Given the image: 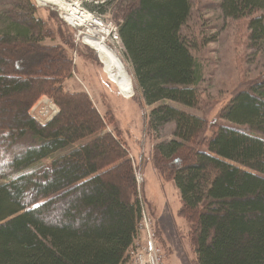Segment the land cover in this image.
<instances>
[{
    "label": "trees",
    "instance_id": "1",
    "mask_svg": "<svg viewBox=\"0 0 264 264\" xmlns=\"http://www.w3.org/2000/svg\"><path fill=\"white\" fill-rule=\"evenodd\" d=\"M90 1L84 6L93 14L106 13L112 4ZM118 2L131 5L118 39L135 91L151 107L149 128L174 125L173 139L156 143L152 153L165 160L182 150L192 154L189 164L167 171V182L179 193L178 216L194 223L196 264H264V80L238 90L220 113L223 124L201 138L202 118L166 104L188 109L198 104L201 67L180 35L190 0ZM219 7L226 18L247 19L250 49L264 54V0H221ZM1 11L0 264H120L139 219L126 145L117 134L104 132L84 92L67 93L60 86L70 58L63 57L65 67L45 74L39 86L30 80L41 64L31 62L29 54L55 51L42 45L46 24L32 1L6 0ZM43 95L58 111L41 125L29 110ZM14 96L23 103L6 132L1 102ZM80 106L90 117L66 123L69 110ZM108 153L113 161L106 163ZM47 158H52L49 166L32 169ZM118 170L132 177L124 191L106 179Z\"/></svg>",
    "mask_w": 264,
    "mask_h": 264
},
{
    "label": "rangeland",
    "instance_id": "2",
    "mask_svg": "<svg viewBox=\"0 0 264 264\" xmlns=\"http://www.w3.org/2000/svg\"><path fill=\"white\" fill-rule=\"evenodd\" d=\"M31 1L37 10V17L46 24L47 37L43 40L42 45L55 51L42 55L29 54L31 62L43 65L37 67L39 72L32 71L30 80L34 85L39 86L40 81L44 80L45 74L59 72L65 67V62L60 65H54V62H59V58L63 61V57L71 59L70 71L60 74L63 79L60 86L67 93L84 92L103 120L104 132L117 134L126 145L125 148L129 152L128 158L131 155L133 166L138 172V184L142 189V198L146 201L147 209L158 224L155 233L160 241V250L163 249L166 253L165 264H196L190 235L193 233L194 223H188L181 218L182 215L179 217L177 212L175 213L180 202L171 185L165 183L170 180V172L189 164L192 154L189 150H182L170 160L159 159L158 156L153 155V146L156 143L173 139L174 125L168 123L153 131L149 128L148 115L151 107L146 106L137 95L131 68L125 59L123 47L114 36V32H118V26L131 5L124 6L118 0H96L98 3L111 2L112 4L107 6L108 8L106 7V13L99 14L95 11L93 14V11L84 6V4L91 5L90 0H79L78 2L81 10L94 16L93 21L96 24V19L102 21L101 27L102 25L104 27L101 30L111 32L110 46L123 63L132 83V97L126 101L122 99L118 89L105 78L102 65L95 52L82 43L79 33L85 32L86 28L75 29L67 22L64 5H61L62 8L59 5L50 4L42 7L35 0ZM73 1L62 0V3L71 4ZM220 2L221 0H190L189 17L180 28V35L188 40L191 53L200 64L202 71L203 82L198 87V104L194 109H188L166 102L168 105L204 120L206 130L201 138H208L207 135L213 133L219 125L223 124L220 113L238 90L264 80V54L250 49L247 19L232 20L224 17L219 7ZM5 3L6 0H3L0 12L5 9ZM18 67L20 65H17L16 68ZM9 76L13 77L15 74ZM45 99H47L46 107L53 105V101L48 96H45ZM1 103L7 109L5 110L7 112L2 116L1 123L8 127L6 128L7 132L12 130L10 117L19 111L23 101L14 96L6 98ZM41 108L40 105L33 114L30 111L31 118L38 123L44 122L52 115L49 108H46L42 115H37L36 113L41 111ZM86 114L88 117V112L82 106L72 107L69 110V119L66 120V123L74 124L76 121L77 124H81ZM193 146L197 148V146ZM201 148L204 147L199 149ZM110 155V153L106 155L104 162L113 161ZM51 159L42 160L32 169L42 165L49 166ZM110 175L106 179L115 180L123 191L128 179L132 178L125 170H118ZM118 175L125 176V180L120 181L117 178ZM164 201L166 212L164 211ZM161 202L160 212H158L157 206ZM185 214H183L184 217L188 218L189 215ZM164 217L172 224L169 222L160 223ZM179 220L182 222L180 223Z\"/></svg>",
    "mask_w": 264,
    "mask_h": 264
},
{
    "label": "bare ground",
    "instance_id": "3",
    "mask_svg": "<svg viewBox=\"0 0 264 264\" xmlns=\"http://www.w3.org/2000/svg\"><path fill=\"white\" fill-rule=\"evenodd\" d=\"M39 6L50 5H64L65 17L68 23L75 29L81 27L87 28L85 32H80L79 37H82V43L91 48L98 57L99 62L102 65V72L107 81L113 84L119 91L122 99L129 101L133 94V88L131 79L125 70V67L121 60L118 58L114 49L110 46L109 39L111 32L109 30L98 31L92 28L95 22V18L92 14L85 10H81L79 7V0H74L71 4H63L62 0H35ZM118 44V43H117ZM63 64V61L59 58V62H54V65ZM43 66V65H40ZM34 105L29 110L32 111ZM134 182L137 188V199L139 201V216L146 213L147 203L142 198V194L138 193V172L134 168ZM117 178L122 181L125 180V176L118 175ZM143 211H145L143 213ZM125 259L120 263L123 264Z\"/></svg>",
    "mask_w": 264,
    "mask_h": 264
},
{
    "label": "built area",
    "instance_id": "4",
    "mask_svg": "<svg viewBox=\"0 0 264 264\" xmlns=\"http://www.w3.org/2000/svg\"><path fill=\"white\" fill-rule=\"evenodd\" d=\"M96 22L97 24L95 23L92 28L102 31L101 29L104 27L103 25L101 27L102 21L96 19ZM136 231L143 234V245L137 244L138 247L128 253V259L123 264H164L163 255L156 246L153 225L147 213L141 214L139 217Z\"/></svg>",
    "mask_w": 264,
    "mask_h": 264
},
{
    "label": "crops",
    "instance_id": "5",
    "mask_svg": "<svg viewBox=\"0 0 264 264\" xmlns=\"http://www.w3.org/2000/svg\"><path fill=\"white\" fill-rule=\"evenodd\" d=\"M76 92H79V91H76ZM166 184H170V185H171L173 191L175 192V195L177 196V200L179 201V199H180V197H179V193H178L176 187L174 186V184H173L172 182H169V183H166ZM162 202H163V201H162ZM162 202H161L160 204H158V206H157V211H158V212H160V206L162 205ZM178 206H180V205L178 204ZM178 206H177V208H176L175 213L179 210ZM164 211L166 212L165 201H164ZM158 219H160L159 216H158ZM166 219H167V218H166ZM166 219H165V217L162 218L161 221H160V223H161V222H169L170 224H172V222L167 221ZM179 222L181 223L182 220H181V221L179 220ZM157 226H158V224H157ZM163 229H164V228H163Z\"/></svg>",
    "mask_w": 264,
    "mask_h": 264
}]
</instances>
